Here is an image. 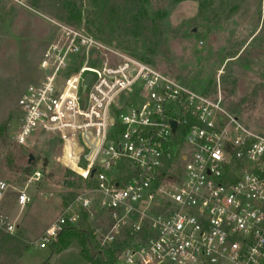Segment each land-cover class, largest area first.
Listing matches in <instances>:
<instances>
[{"label":"built area","instance_id":"obj_1","mask_svg":"<svg viewBox=\"0 0 264 264\" xmlns=\"http://www.w3.org/2000/svg\"><path fill=\"white\" fill-rule=\"evenodd\" d=\"M50 22L55 33L17 101L12 140L55 137L59 162L85 186L35 247L81 226L101 249L120 245L116 264H264V134L229 113L220 94L197 93ZM40 178L32 172L25 184ZM10 188L0 180V207ZM31 202L17 191L16 208ZM15 227L0 211V231Z\"/></svg>","mask_w":264,"mask_h":264},{"label":"rangeland","instance_id":"obj_2","mask_svg":"<svg viewBox=\"0 0 264 264\" xmlns=\"http://www.w3.org/2000/svg\"><path fill=\"white\" fill-rule=\"evenodd\" d=\"M81 1L84 18L88 1ZM26 3L27 0H0V93L9 94L12 100L5 113L9 118L5 136L10 147L0 148V180L11 188L0 211L15 222L13 236L27 247L15 264H90L79 254L80 247L75 242L68 250L60 251L61 236L44 249L35 247L85 184L60 163L65 158L60 155L62 143L55 137L38 135L23 146L12 140L18 122V96L37 80L41 54L55 33L50 21L64 24L44 10L29 9ZM143 3L150 12L174 5L167 31L154 53L146 54L145 45L141 47L134 40L127 43L114 38L108 45L197 93L213 98L220 94L229 113L237 109L235 117L249 129L264 134V0H143ZM8 150L12 153L10 158ZM28 155L34 157L29 166ZM27 167L40 172L38 182L25 184ZM24 189L32 202L19 210L15 206L16 193ZM102 222L103 219L99 224Z\"/></svg>","mask_w":264,"mask_h":264},{"label":"trees","instance_id":"obj_3","mask_svg":"<svg viewBox=\"0 0 264 264\" xmlns=\"http://www.w3.org/2000/svg\"><path fill=\"white\" fill-rule=\"evenodd\" d=\"M87 1V17L84 18L81 14V0H27L26 5L34 11L44 10L68 26L75 28L80 26L87 34L105 44L110 43L114 38L124 40L127 43L134 40L136 43H140L141 47L145 45L143 48H145L146 54H153L158 48L161 37L168 28L170 9L174 6L170 5L167 10L157 9L150 12L143 0ZM140 58L143 59V57ZM23 91L18 96L19 98ZM11 104L12 100L9 94L3 92L2 95L0 93L1 149H9L10 147L7 144L8 138L5 136V130L9 125V118L6 117L5 113ZM237 112V109L231 110L234 116ZM11 155L12 153L8 150V158ZM179 169L181 170L180 166ZM24 172L26 173V180L32 171L30 167H27ZM60 236L59 245L63 247L60 251L68 250L70 244L75 242L80 247L79 254L90 264H116L117 254L121 247H105L97 250L99 246L91 232L83 230L81 226L65 228ZM92 250L96 252L93 257L91 256ZM26 251L27 247L18 238L0 231V264H15Z\"/></svg>","mask_w":264,"mask_h":264},{"label":"water","instance_id":"obj_4","mask_svg":"<svg viewBox=\"0 0 264 264\" xmlns=\"http://www.w3.org/2000/svg\"><path fill=\"white\" fill-rule=\"evenodd\" d=\"M192 32H195V29H193ZM89 80H90V76H88L86 78L85 84H87ZM170 125L172 127V132H174L175 123L173 121H170ZM33 160H34V157L32 155H28L27 166H29L32 163ZM94 255H95V253L93 251H91V256L93 257Z\"/></svg>","mask_w":264,"mask_h":264}]
</instances>
